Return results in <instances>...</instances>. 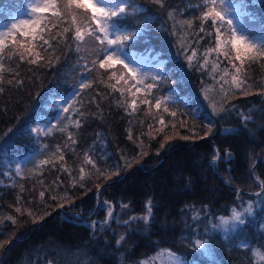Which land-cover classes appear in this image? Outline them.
Returning <instances> with one entry per match:
<instances>
[{"label": "trees", "instance_id": "16d2710c", "mask_svg": "<svg viewBox=\"0 0 264 264\" xmlns=\"http://www.w3.org/2000/svg\"><path fill=\"white\" fill-rule=\"evenodd\" d=\"M29 1L0 0V20H9ZM109 1L137 6L135 16L121 22L122 28L138 33L125 48L160 61L162 73L149 81L156 86L146 97H161V109L154 102H137L134 111L127 107L136 99L135 80L128 74L119 84L116 78L109 79L120 70L119 64L109 69L99 68L98 63L93 66V60L101 61L99 50L104 45L88 36L84 42L74 41L69 17L55 27L49 25L53 33L70 28L49 41L51 49L34 42L33 51L41 57L36 64L28 63L34 56L22 62L17 56L6 60L5 67L11 66L12 71L3 73L0 84V264H139L164 249L188 264H264L255 253L259 249L264 254L260 187L264 181V60L245 58L239 75H246L245 87H252L244 95L230 85L234 69L223 55L226 49L216 43L214 26L209 27L212 22H205V31H199L197 6L202 0H162L163 7L153 0ZM234 1L255 18L242 14L246 30L264 35V0ZM47 16L55 19L50 12ZM185 19L192 20L191 28L180 23ZM15 39L27 42L31 37ZM220 39L226 37L222 34ZM186 57H192L191 65ZM232 62L240 66V61ZM214 65H219L215 71ZM224 68L229 69L225 77L229 83L220 80ZM84 76L91 84L79 97L72 123L64 131L42 135L39 126L53 116L56 101ZM221 87L229 91L224 103ZM231 91L237 94L232 96ZM165 101L176 117L163 112ZM210 102L217 104L215 113ZM232 106L239 111H220ZM241 114L251 115L246 126ZM43 146L55 148L57 158L42 164L38 174L19 177L16 169L21 159ZM85 156L93 163H85ZM52 195L57 199L52 200ZM97 199L113 206L114 214L121 217L106 222V211L101 209L95 219L81 218L95 209ZM149 200V221L132 220ZM125 206L131 212H118ZM241 206H249L245 220L250 223L221 229V217L231 216ZM197 213L200 219L194 221ZM87 219H93L96 227L83 224ZM121 235L125 239L118 247ZM196 239H202L204 249L194 246Z\"/></svg>", "mask_w": 264, "mask_h": 264}, {"label": "snow or ice", "instance_id": "6c2138e0", "mask_svg": "<svg viewBox=\"0 0 264 264\" xmlns=\"http://www.w3.org/2000/svg\"><path fill=\"white\" fill-rule=\"evenodd\" d=\"M154 3L160 4L163 7L162 0H153ZM199 8L198 18L201 21V26L199 28L200 32H204L205 28L203 24L205 22L211 21L212 24L209 26L213 28L214 26V34L216 38V43L218 46L224 47L226 50L223 52L225 58H228V62L231 64L232 69H234V73L231 75L230 85H233L236 90H243L244 95L250 94L251 84H247L245 87L247 80L249 79L246 75L243 78H240L242 73V67L245 62V58L249 61L256 60H264V39H258L252 37L249 32L245 30H241V25L234 23V18H238L239 10L238 7H232L231 0H202V3L197 6ZM28 19L19 20L13 22L8 29L4 32H0V84L4 83V75L3 73L11 72L12 67H5V61H11L13 56H17L19 61H24L29 56H34L35 58L29 59L28 63L36 64L37 61L41 58L39 52H34L33 49L36 47L34 42L40 41L42 45H47L49 49L53 47V45L49 42L50 40H55L57 35H63L70 31V28L65 26L59 33H53L50 30L49 25L55 27L57 23H62L63 18L69 17L71 20V24L74 25V35L72 39L77 42H84L85 36L90 37L92 40H98L100 44L104 45L101 48L100 54L105 56L106 58L102 61L96 59L92 61L93 66L97 63L99 64V68L101 69H109L115 67V65L119 64L122 67L120 68L121 75L119 77L116 76V73L113 72L109 79L116 78V83L119 84L121 80L124 79V76L128 74L130 79L135 80L136 84H144V80L146 77L137 78V70L130 66V63H126L124 59L121 58V54L123 53V49L127 42L132 41L137 36V32L122 31V21L128 19L129 17H134L137 11V6L131 5L130 3L121 4V5H109L105 2V0H30L28 5ZM126 8L129 9L126 11ZM51 13V17L55 19L49 18V16L44 15L45 13ZM243 15L250 16L249 13L244 12ZM169 17H172V12H169ZM250 18L254 20V17ZM80 21L77 24V21ZM181 24L187 25L189 28L192 26V20L185 19L180 21ZM21 28L25 29L24 31ZM226 31H223L225 30ZM173 30L175 31V24L173 25ZM14 34H19L22 36H30L31 39L27 42H18L15 39ZM102 34V35H99ZM224 35L226 39L221 40V35ZM9 42L11 46H9ZM7 49V52L5 51ZM212 49H209L211 51ZM230 54H234L230 58ZM207 55V54H205ZM192 56H195V52L192 53ZM191 65L192 57H186ZM240 61V66H237L232 61ZM51 63V61H49ZM205 63L207 60L205 59ZM199 69V65L197 66ZM219 65L213 66V71ZM126 70V71H125ZM229 75V69L224 68L222 70V75L220 76V80L225 81V83H229V81L225 80V77ZM152 81H155V77L152 78ZM8 84H12L13 81L9 79ZM19 83H23V81H18ZM153 82L147 83L144 87L147 92L150 94L151 89L156 85ZM128 81L125 80V84ZM90 85L88 82L82 80L79 89L88 88ZM115 88L114 85H112ZM2 91V89H0ZM141 91V89L137 88V92ZM123 94V93H122ZM221 103L225 102V99L229 96V91L223 89L221 87ZM237 94L236 91H231V95L235 96ZM133 96H136V93H132ZM154 102V106L157 110L161 109L162 98L159 96L153 97V99H148L145 97L142 100V103L151 105ZM213 112H216L217 104L214 102H210ZM127 107L131 108L133 111L137 108V101L133 99L130 105ZM69 110L68 107L64 108V112L67 113ZM233 110L239 111L235 109V106L232 108L225 110L223 107L220 108V111H228L231 112ZM74 111H78V109H74ZM198 111V110H197ZM163 112L169 113V108L166 105L163 108ZM172 117L177 116V112L175 110L169 113ZM241 118L244 121L245 126L251 120L250 114H241ZM159 123L164 124V119L159 117ZM69 123H72L69 120ZM184 121H181L183 124ZM76 124L79 125V121H76ZM175 128V123L172 125ZM65 127L62 126L60 131H64ZM211 126L208 127V132L211 133ZM233 131V130H225ZM131 138V137H129ZM181 139H187V137H181ZM46 147V146H45ZM163 147V145H161ZM226 155L230 159V154L226 153ZM52 156H55V153H52L49 157L51 159ZM63 159V157H60ZM216 158L219 156L217 154ZM49 159H43L40 161L41 164L49 163ZM85 163L92 164L93 161L85 156ZM93 167L95 165L93 164ZM17 173L20 172V169H16ZM83 172V168L80 169ZM99 171V170H97ZM83 175L80 176V179L83 180ZM227 182V181H226ZM261 191L264 192V181L260 182ZM257 196L260 193L256 194ZM41 199L44 197V192H40ZM52 200H56L57 196L52 195ZM264 203V200L261 201ZM107 203V202H105ZM151 204L152 201L149 200L147 202V213L148 216L151 215ZM63 207V204L59 205ZM17 212L20 211L19 208L16 209ZM246 212H250V209H246ZM31 215V213H29ZM148 216L140 217L145 223L148 222ZM233 219L236 225L246 226L248 223L244 218H242L241 214L236 212L233 209L232 213ZM107 217H112V207L109 206L107 210ZM11 219V217H9ZM132 220L138 219L137 217H132ZM192 219L199 220V214L193 215ZM130 221H126L129 223ZM221 222L223 225H228L229 220L221 217ZM13 223L15 221L13 220ZM90 227L95 228V223L89 225ZM225 231H228L225 228ZM125 239L124 235H121L119 239L116 241L117 246L119 247L120 243ZM194 246L196 248H204L205 244L202 239H196L194 241ZM264 247V246H262ZM0 248H3V244H0ZM172 262L171 264H183V259L179 255L171 254Z\"/></svg>", "mask_w": 264, "mask_h": 264}, {"label": "rangeland", "instance_id": "374dc122", "mask_svg": "<svg viewBox=\"0 0 264 264\" xmlns=\"http://www.w3.org/2000/svg\"><path fill=\"white\" fill-rule=\"evenodd\" d=\"M105 2L109 5H121L119 3L111 2L109 0H105ZM29 3H30V1L28 2V4H26L25 8L22 11L16 13L9 20L3 21V19H1L0 20V32L6 31L8 29V26H10L13 22L28 19L29 18V16H28V12H29L28 5H29ZM231 5H232V7H238V10L240 13L238 15V18H234V23L241 25L242 31L245 30L246 28L244 26V20H243V16H242L243 12H242L240 3L235 2L234 0H231ZM48 14L49 13H45L44 15H48ZM21 30L24 31L25 29L21 28ZM121 30L124 32H128V30H126L124 28H122ZM14 35L16 37L19 34H14ZM100 35H102V34H100ZM250 35L252 37H255L258 39H264V35L262 33H255V34H250ZM105 58H106L105 56H102L101 61ZM121 58L124 59L126 63H130V66L137 70V78H140V77H146L147 78L144 80V84H136V82H135V86H136L135 98L137 99V102L140 103L148 94V92L144 86L150 80H152L153 77H155V79H156L162 73L160 65H159L160 61L157 60L156 58L148 56V55H136L133 52L128 51L125 47L123 49V53L121 54ZM114 72L116 73L117 77H119L121 75L119 69H117ZM82 80L85 82H88L89 85L91 84V79L88 78V76H84L80 80L79 84L73 90H71L64 97H62L61 99L56 101V105H54L55 113H53V116L49 120L47 119V121L43 122L39 126V129H40L42 135H51L54 132L60 130L62 126H64L66 128V126H68L70 124L69 120H72V118H73V114H74L73 111L77 106V102L79 100V97L88 92L89 87L78 90ZM137 88L141 89V91L137 92ZM65 107L69 108L67 113L64 112ZM52 153H55V156H52L51 159H49V157ZM56 158H57V150L55 148L43 146L39 149H36L35 151L28 153L25 157H23L21 159L19 167H18L20 169V172L18 173V175L21 178L36 175V174H38V172L40 171V168L42 167V164L40 163L41 160H43V159L54 160ZM227 158H229V157H227ZM96 203H97V205H96L95 209L90 210L89 214L85 213V214H87V216L81 215V218L89 217V219L90 218L95 219L94 216H95L96 211H99L101 209H105L106 215H107V210H108L109 205L104 204V200H101V199L100 200L97 199ZM146 209H147V207L144 206L143 211H138L136 214H133L132 217L140 218V217L146 216L148 214ZM246 209H250L249 206H244V207L241 206L240 209H236L235 211L240 213L242 218L245 219L247 213L249 214V212L245 211ZM114 211H116V209H114V207H113L112 212H113L114 218H116L117 216H118V218H120L121 216H119L117 212H116V214H114ZM121 211L131 212L130 208L127 206H125V208H119L118 209V212H121ZM93 219L89 220V222L94 223ZM224 219L229 220V224L223 225L221 220H220L221 229L225 230V228H227L229 231L230 229L238 226L235 224V221H234L232 215L225 217ZM89 222H87V223L90 224ZM119 237H118V239H119ZM120 244H122V242ZM242 244H244V243H242ZM246 245H248V244H246ZM204 248H205V246H204ZM204 248H202V249H204ZM255 253L259 259L264 261V254H262V252L259 249H255ZM171 254L178 255V254L171 252L170 250H167V249L160 250L157 253L147 255L146 257H144L140 261L139 264H171V262H172V255ZM183 264H188V263L183 260Z\"/></svg>", "mask_w": 264, "mask_h": 264}, {"label": "bare ground", "instance_id": "6f19581e", "mask_svg": "<svg viewBox=\"0 0 264 264\" xmlns=\"http://www.w3.org/2000/svg\"><path fill=\"white\" fill-rule=\"evenodd\" d=\"M216 159H217V158H216ZM218 159H219V158H218ZM218 159H217V160H218ZM212 167H213V166H212ZM214 169L217 171L216 168H214ZM217 172H218V171H217ZM239 190H241V189H239ZM242 193L248 194V193H252V192L242 191ZM253 194H255V193H253ZM147 202H148V201H147ZM147 202L145 203V206H146V207H148ZM111 207L113 208V206H111ZM151 210H152V207H151ZM52 214H53V213H52ZM52 214H51V215H52ZM49 216H50V215H49ZM96 225H97V224H96ZM36 229H37V228L34 229L33 233L36 231ZM33 233H32V234H33Z\"/></svg>", "mask_w": 264, "mask_h": 264}, {"label": "water", "instance_id": "95a60500", "mask_svg": "<svg viewBox=\"0 0 264 264\" xmlns=\"http://www.w3.org/2000/svg\"><path fill=\"white\" fill-rule=\"evenodd\" d=\"M53 215V214H52ZM52 215H50V216H47V217H45L44 219H42L39 223H38V225H37V227L36 228H38L44 221H46L48 218H50ZM148 218H149V216H148ZM87 222H89V221H83V224H86ZM90 223V222H89Z\"/></svg>", "mask_w": 264, "mask_h": 264}]
</instances>
